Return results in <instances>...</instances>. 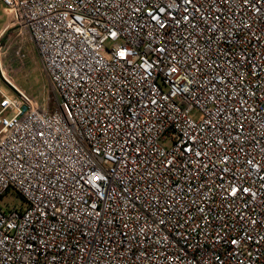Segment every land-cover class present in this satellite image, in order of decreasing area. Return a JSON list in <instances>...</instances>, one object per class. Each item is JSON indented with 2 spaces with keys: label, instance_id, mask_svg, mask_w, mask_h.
<instances>
[{
  "label": "built area",
  "instance_id": "1",
  "mask_svg": "<svg viewBox=\"0 0 264 264\" xmlns=\"http://www.w3.org/2000/svg\"><path fill=\"white\" fill-rule=\"evenodd\" d=\"M0 3L55 93L0 87V264H264V0Z\"/></svg>",
  "mask_w": 264,
  "mask_h": 264
},
{
  "label": "rangeland",
  "instance_id": "2",
  "mask_svg": "<svg viewBox=\"0 0 264 264\" xmlns=\"http://www.w3.org/2000/svg\"><path fill=\"white\" fill-rule=\"evenodd\" d=\"M8 7L0 3V33L6 27L10 19ZM0 87L12 98H17L16 90L26 96L31 102L52 107L55 93L50 86L48 77L42 71L38 55L32 42L27 36L18 30H9L4 35L0 44ZM12 86L16 89L14 90ZM2 96L0 95V109L2 108ZM0 207L26 208L24 198L16 192H8L0 199Z\"/></svg>",
  "mask_w": 264,
  "mask_h": 264
},
{
  "label": "crops",
  "instance_id": "3",
  "mask_svg": "<svg viewBox=\"0 0 264 264\" xmlns=\"http://www.w3.org/2000/svg\"><path fill=\"white\" fill-rule=\"evenodd\" d=\"M9 22H10V19H9L8 23H9ZM8 23H7V24H8ZM6 26H7V25H6ZM4 29H5V28H4ZM4 29L2 30V32L4 31ZM2 32L0 33V35L2 34Z\"/></svg>",
  "mask_w": 264,
  "mask_h": 264
},
{
  "label": "trees",
  "instance_id": "4",
  "mask_svg": "<svg viewBox=\"0 0 264 264\" xmlns=\"http://www.w3.org/2000/svg\"><path fill=\"white\" fill-rule=\"evenodd\" d=\"M2 41V40H1Z\"/></svg>",
  "mask_w": 264,
  "mask_h": 264
}]
</instances>
